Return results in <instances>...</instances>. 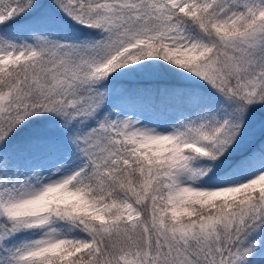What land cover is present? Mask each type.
I'll use <instances>...</instances> for the list:
<instances>
[{"label":"snow or ice","instance_id":"6c2138e0","mask_svg":"<svg viewBox=\"0 0 264 264\" xmlns=\"http://www.w3.org/2000/svg\"><path fill=\"white\" fill-rule=\"evenodd\" d=\"M0 264H264V0H0Z\"/></svg>","mask_w":264,"mask_h":264}]
</instances>
